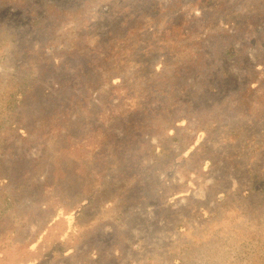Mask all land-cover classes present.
I'll return each instance as SVG.
<instances>
[{
	"label": "rangeland",
	"instance_id": "rangeland-1",
	"mask_svg": "<svg viewBox=\"0 0 264 264\" xmlns=\"http://www.w3.org/2000/svg\"><path fill=\"white\" fill-rule=\"evenodd\" d=\"M0 264H264V0H0Z\"/></svg>",
	"mask_w": 264,
	"mask_h": 264
}]
</instances>
